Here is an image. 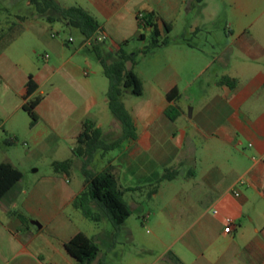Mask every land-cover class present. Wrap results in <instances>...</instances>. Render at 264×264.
<instances>
[{
    "label": "crops",
    "instance_id": "1",
    "mask_svg": "<svg viewBox=\"0 0 264 264\" xmlns=\"http://www.w3.org/2000/svg\"><path fill=\"white\" fill-rule=\"evenodd\" d=\"M58 1L65 7L80 5L98 19L96 38L100 45L106 42L109 53H115L120 42L129 40L128 46L138 38L140 12H156L162 28L163 21L194 4ZM148 35L145 32L136 50L147 44ZM51 37L43 38L50 51L43 55L44 66L35 71L3 60L0 53V94L13 106L7 111L0 107L5 131L19 136L17 123L23 116L18 111L27 101L30 74L38 83L35 95L41 97L39 121L28 128L24 141L30 146L25 161L33 170L29 176L23 171L22 179L0 198V264H79L65 246L79 232L100 247L94 264H110V257L111 264H264V32L222 33L219 45L208 42L210 47L175 35L166 45L139 53L135 65L128 62L144 91L140 96L129 90L123 94L136 139L124 140L107 155L120 184L133 189L125 194L131 214L117 236L114 228H101L103 220L91 224L74 207L84 183L75 189L69 175L55 172L53 166L45 172L34 168L36 149H54L51 165L64 160L58 158L62 149L72 157L74 139L86 119L95 121L108 141L123 132L108 105L109 84L94 58L82 54L92 41L85 40L68 56L67 42ZM56 73L63 86L52 83ZM225 76L236 79L235 87L222 80ZM48 82L50 89L44 91ZM174 88L182 110L176 120L166 114L174 104L167 94ZM167 169L176 174L153 190ZM228 217L234 224L229 233L224 231ZM149 226L150 237L144 231Z\"/></svg>",
    "mask_w": 264,
    "mask_h": 264
},
{
    "label": "trees",
    "instance_id": "2",
    "mask_svg": "<svg viewBox=\"0 0 264 264\" xmlns=\"http://www.w3.org/2000/svg\"><path fill=\"white\" fill-rule=\"evenodd\" d=\"M39 14H48L49 21L66 20L68 25L77 27L81 30L86 40H91V45L96 56L103 67V72L109 80L107 90L108 105L114 116L121 122L122 135L114 140L107 141L104 138L103 130L95 121L86 119L83 122L81 132L76 136L72 146V157L64 160L53 161L54 171L69 175L74 164L75 158L81 159V172L84 176V189L76 196L73 201L74 207L80 209L82 213L93 222H100L107 217L114 227V235L117 236L122 229L125 220L130 216L131 210L125 199L127 191L131 188H124L114 172L111 160H107L106 166L96 171L92 168V162L96 153L100 152L102 158L120 147L122 142L127 139H136L137 129L131 112L123 101V94L129 90L132 94L140 96L143 94V83L138 74L129 69L128 62H136L139 53H148L151 50L166 45L170 41V32L172 25L163 21L161 28L158 22V16L154 11L142 12L143 17L137 16L140 30L149 31L148 43L141 49L131 53L126 49L129 40L119 43L116 49V59L107 58L101 48L100 42L96 38V33L100 29V22L88 10L80 5L69 7L62 6L58 0H29ZM200 1V0H199ZM23 20L24 16H20ZM145 37V32H141L139 39ZM13 39L15 36L12 37ZM226 83L235 87L236 79L225 76ZM38 89V83L32 74L29 75L26 82L27 101L23 104V109L31 118V125L39 121V115L36 111L41 97L35 95ZM170 104L166 109V114L176 120L181 115V108L177 104L180 93L177 88L172 89L167 94ZM17 141V137L7 138L8 144ZM171 169H167L160 180L153 183V190L158 188L163 179H169L174 175L170 174ZM23 177V172L10 162L0 163V198L4 197ZM68 253L74 257L79 264H94L98 258L100 247L96 241L79 232L71 237L65 244ZM98 264H103L99 260Z\"/></svg>",
    "mask_w": 264,
    "mask_h": 264
},
{
    "label": "rangeland",
    "instance_id": "3",
    "mask_svg": "<svg viewBox=\"0 0 264 264\" xmlns=\"http://www.w3.org/2000/svg\"><path fill=\"white\" fill-rule=\"evenodd\" d=\"M193 1L194 4L192 6L187 4L181 14L168 22L172 25L170 37L178 35L196 44L210 47L208 42L219 45L218 39L222 33L229 34L233 32L234 35H238L242 32H264V0H245L243 4H240L237 0H206L201 5H199V0ZM48 14H52V12L47 14L37 13L35 7L29 4L28 0H0V53L3 52V56H5L3 60L9 58L17 61L25 68L35 71L38 67L44 66L43 55L50 51L43 38H52V33H55V38L58 42H67L65 46L69 50L68 56L73 54L76 48L85 42L86 38L79 28L65 24L61 20L51 22L47 19ZM20 16H26L27 19L23 20ZM142 31L149 32L147 30ZM206 32H211L213 35ZM13 36H15L14 39L12 38ZM68 39H71V41H68ZM141 43L142 39H132L126 49L134 52ZM105 44L106 42L101 43L104 55L111 60L116 59V54L114 52L109 53ZM82 54H90L94 58L99 65L101 76L109 84V80L104 74L102 65L99 63L93 48L89 45L85 46ZM135 63L133 64L135 65ZM129 65L128 63L127 66L129 67ZM60 77V73H56L52 78V83H59L63 86ZM49 84V82L46 84L44 91H49ZM3 87L5 88L4 84ZM11 95L12 97L14 96L13 94ZM0 107L6 109V111L13 109V106L6 105L5 98L1 94ZM18 115L23 116V119L20 118L17 123L19 136L15 143L8 144L6 142L7 138L15 136L5 131L7 126L2 127L0 125V163L12 161L16 167H19L22 172L24 171L29 176V173L33 170V165L25 161L27 158L26 153L29 151L30 146L24 141L28 135V128L34 125H31V118L25 110L18 111ZM26 117L29 119L27 124L24 123V118ZM116 120L121 125L117 118ZM60 152L58 158L66 159L70 157L68 149H62ZM53 153L54 149L52 148L36 149L35 154L32 156L36 159L34 168H39L41 172L52 168L50 161ZM94 158L95 160L91 165L92 168L101 169L107 164L109 157L106 159L102 158L101 153L98 152ZM80 162L79 158L74 159V164L69 174L71 185L75 189H80L84 183ZM88 222L95 224L91 220H88ZM101 228L113 229L114 227L109 219L104 217L101 222ZM146 229H149L148 233H146ZM146 229L144 230L145 235L150 237L153 230L150 226ZM111 263L112 258L110 257Z\"/></svg>",
    "mask_w": 264,
    "mask_h": 264
},
{
    "label": "built area",
    "instance_id": "4",
    "mask_svg": "<svg viewBox=\"0 0 264 264\" xmlns=\"http://www.w3.org/2000/svg\"><path fill=\"white\" fill-rule=\"evenodd\" d=\"M138 16H139V17H143L144 14H143L142 12H140V13L138 14ZM52 35L55 36V33H53ZM70 40H71V39H70ZM240 182H241V183H244V180H241ZM236 195H239V192H236ZM233 227H234L233 220H232V218L228 217V218H227V226L224 228V231L227 232V233L232 232Z\"/></svg>",
    "mask_w": 264,
    "mask_h": 264
}]
</instances>
